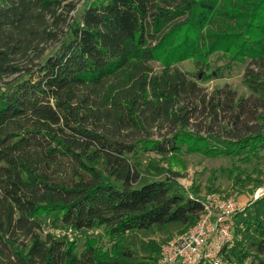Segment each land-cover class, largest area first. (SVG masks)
<instances>
[{
    "label": "trees",
    "instance_id": "trees-1",
    "mask_svg": "<svg viewBox=\"0 0 264 264\" xmlns=\"http://www.w3.org/2000/svg\"><path fill=\"white\" fill-rule=\"evenodd\" d=\"M75 7L0 5V264H154L203 206L198 189L176 186L178 172L130 157L253 160L264 147V75L247 68L250 97L227 85L209 96L176 63L202 67L222 52L264 65V0H94L72 19ZM200 116L211 123L193 125ZM243 212L247 251L234 244L226 264H264V195ZM50 213L60 229L98 228L103 238L78 250L43 234Z\"/></svg>",
    "mask_w": 264,
    "mask_h": 264
},
{
    "label": "rangeland",
    "instance_id": "rangeland-1",
    "mask_svg": "<svg viewBox=\"0 0 264 264\" xmlns=\"http://www.w3.org/2000/svg\"><path fill=\"white\" fill-rule=\"evenodd\" d=\"M73 2L76 4L75 9L71 12L72 19H79L83 10L94 0H67V2ZM2 0H0V5ZM71 19V18H70ZM58 44H50L45 52L43 60L52 54ZM177 67L182 70L192 74L193 79L197 84L203 88L209 96L216 89H221L226 85L237 92V96L250 97L252 94L243 83L246 70L249 66L254 68L257 72L264 75V65L251 64L249 60L245 63L240 61L232 60L228 55H223L222 52H215L210 55L209 63L204 66H196L194 59L189 58L176 63ZM156 72L161 71V65L158 63L154 64ZM250 103L252 109L254 107V100ZM258 113L264 115V107L258 109ZM222 118V117H221ZM224 115L222 120L224 119ZM221 120V123L223 122ZM225 122V121H224ZM210 119L208 117L200 116L194 121L193 125H202L207 127L210 124ZM216 126L218 133H221L223 129L220 122H212ZM251 124L262 123L260 120H252ZM220 124V125H219ZM227 126L225 123L223 124ZM220 127V128H219ZM264 130V127L260 128ZM168 128L161 130V134H166ZM183 149V147H182ZM181 149V150H182ZM133 163H138L141 169H145L151 163H157L163 168H169V174L172 176L174 172H178L176 177V186L183 191H190L192 193V187L198 189V196H203L209 192L219 191L226 193L228 195L236 196L238 199L241 198L243 208L239 210L234 218L239 226L244 222V212L255 200L264 195V147L260 149L258 154L249 162L239 161L236 158L228 156L220 157H204L200 154H192L191 152L179 151L176 155H171L166 160V163L162 162V158L154 152H141L138 154H133L130 157ZM148 168V167H147ZM231 170H234L231 175ZM237 175V180H244L247 183L242 185H235V176ZM263 182L262 185L257 184ZM42 222L43 234L47 232H52L55 237L75 240L77 242L78 250L82 249L83 243L86 237H98L103 238V233L98 228L93 229H82L75 230L72 228L60 229L56 213L43 214L40 217ZM243 234L241 229L237 231L236 240L234 244L239 243L237 251L245 250L247 251V245L244 246ZM234 246V245H233ZM230 249V251L233 249ZM232 262L237 264L235 257L232 258ZM249 261H247L248 263Z\"/></svg>",
    "mask_w": 264,
    "mask_h": 264
},
{
    "label": "built area",
    "instance_id": "built-area-1",
    "mask_svg": "<svg viewBox=\"0 0 264 264\" xmlns=\"http://www.w3.org/2000/svg\"><path fill=\"white\" fill-rule=\"evenodd\" d=\"M200 202L196 222L163 243L154 264H226L225 254L243 227L234 218L243 206L236 196L215 191L200 196Z\"/></svg>",
    "mask_w": 264,
    "mask_h": 264
},
{
    "label": "crops",
    "instance_id": "crops-1",
    "mask_svg": "<svg viewBox=\"0 0 264 264\" xmlns=\"http://www.w3.org/2000/svg\"><path fill=\"white\" fill-rule=\"evenodd\" d=\"M239 202H240V203H242V200H241V198L239 199Z\"/></svg>",
    "mask_w": 264,
    "mask_h": 264
}]
</instances>
